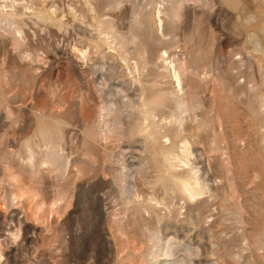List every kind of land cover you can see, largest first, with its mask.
Returning <instances> with one entry per match:
<instances>
[{
	"label": "rangeland",
	"instance_id": "1",
	"mask_svg": "<svg viewBox=\"0 0 264 264\" xmlns=\"http://www.w3.org/2000/svg\"><path fill=\"white\" fill-rule=\"evenodd\" d=\"M0 264H264V0H0Z\"/></svg>",
	"mask_w": 264,
	"mask_h": 264
}]
</instances>
